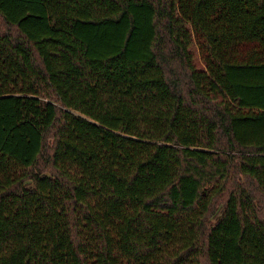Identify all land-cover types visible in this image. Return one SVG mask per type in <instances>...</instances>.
<instances>
[{"label": "trees", "instance_id": "16d2710c", "mask_svg": "<svg viewBox=\"0 0 264 264\" xmlns=\"http://www.w3.org/2000/svg\"><path fill=\"white\" fill-rule=\"evenodd\" d=\"M0 264H264V0H0Z\"/></svg>", "mask_w": 264, "mask_h": 264}]
</instances>
